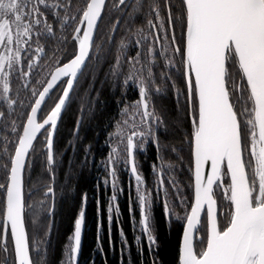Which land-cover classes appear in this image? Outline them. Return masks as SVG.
Returning <instances> with one entry per match:
<instances>
[{
    "label": "snow or ice",
    "instance_id": "obj_1",
    "mask_svg": "<svg viewBox=\"0 0 264 264\" xmlns=\"http://www.w3.org/2000/svg\"><path fill=\"white\" fill-rule=\"evenodd\" d=\"M133 43L137 51L129 57L125 50ZM114 47L106 82L111 78L122 94L134 84L138 99L118 101L121 118L109 125L114 130L107 133L101 164L111 180L110 244L113 213L120 215L122 164L134 181L150 252L157 240L154 203L163 191V216L180 222L175 264H264V0H0V264H49L40 246L51 235L44 222L55 216L58 200L70 199L79 212L59 264H79L88 194L80 191L78 177L91 146L81 171L69 166L58 182L55 134L85 69ZM166 92L175 94L177 105L184 97L177 109L183 117L169 121L167 111L156 108L153 97ZM83 112L82 106L77 136ZM169 125L181 134L179 149L161 145V129ZM37 144L44 175L26 193L25 172L32 182ZM149 145L158 161L162 151L187 146L190 196L180 195L172 178L168 184L176 195L169 201L165 171L175 170L171 163H153L155 187L147 186L136 154ZM176 158L183 166V157ZM129 201L132 212L131 196ZM101 227L96 251L103 253ZM120 235L123 255L130 246L122 229Z\"/></svg>",
    "mask_w": 264,
    "mask_h": 264
},
{
    "label": "trees",
    "instance_id": "obj_2",
    "mask_svg": "<svg viewBox=\"0 0 264 264\" xmlns=\"http://www.w3.org/2000/svg\"><path fill=\"white\" fill-rule=\"evenodd\" d=\"M52 2V0H49ZM79 3V0H74ZM111 2V0H110ZM109 2V4H110ZM142 21H137V26H140ZM59 34V33H58ZM119 40V36L117 37ZM99 42V41H97ZM126 55L134 56L137 49L133 43L126 48ZM115 54V47L111 55H108L100 64L93 66L91 63L85 69V75L81 78L78 86V94L74 96L73 102L65 110L60 119V124L56 131L55 149L57 153V180L61 182L64 180L66 170L71 168L76 171H81V164L85 158V150L91 146V151L88 153V163L82 169V175L78 177V186L81 192H87L88 199L85 206V229L83 232V241L81 244V251L79 254V264H152L156 260L158 264H175L177 242L180 233V222L175 218L171 222H167L162 213L161 200L163 198V191L160 198L155 200L153 228L154 235L157 237L156 243L152 245V251L148 249L146 239L143 235L139 224V209L135 204V189L134 181L130 173L124 170L121 164L118 166L119 174L117 184L123 188V192L119 193L118 202L120 208V215L117 218L113 213V221L111 224V244L109 242V224H108V204L112 193L111 180L107 177V173L101 167L102 161L106 157L108 148L106 147L107 133L113 131L110 124H114L116 120L120 119V110L122 104L118 101L131 104L138 99V90L134 84H130L126 89V94H122L125 90L111 86V78H107L109 65L114 63L113 56ZM51 55V53H49ZM154 71L158 72V69ZM121 81L123 77L120 78ZM88 89L89 94L84 95V90ZM83 96V100H81ZM90 97V98H89ZM153 102L156 108H161L167 111V119L174 120L175 117H183L184 112L178 111L179 107L183 106L184 97H180V105L176 104L175 94L166 92L162 96L156 95L153 97ZM83 106V120L78 130L76 131V121L81 115L80 108ZM163 133L160 137L161 145H173L179 149L180 147V133L169 125L168 131L161 129ZM4 133H0L2 138ZM43 140V136L40 137ZM72 146H69V142ZM41 145L37 144V152L30 158L31 170L30 174L32 182H29V170L25 172V191L29 190L31 184L36 182L38 178L44 175L45 157L40 154ZM164 157L163 161L156 159V152L152 146H148L147 151L137 152L136 159L143 173L147 186L154 188L155 174L151 168L153 163H163L165 165L171 163L175 165L174 171H165V186L168 187V199L171 201L176 195L174 189L168 184V180L174 178L177 181V186L181 189L180 195L190 196L191 191L186 186L190 182V175L187 172L188 167V149L184 146L183 152L173 153L171 151H162ZM177 155L183 157V166L177 160ZM95 157V163L92 162ZM3 163V161H0ZM109 180L108 184L104 183L105 179ZM130 182L133 185L130 187ZM129 196L133 201L132 209L129 211ZM33 199H39L37 192ZM179 211V210H178ZM79 212V204L76 201L68 200L63 204L57 203L55 216L49 217L44 224H51V235L46 239V243H42L41 249H47V260L49 264H59L63 258L62 253L65 245L71 243L69 239L74 231V220ZM100 228V242L103 245V253L96 251L97 243V228ZM40 239H45L43 236V225ZM123 230L127 243L130 249H126L121 253L122 237L120 230ZM31 234V228H30ZM141 237L137 242L136 237ZM143 249V251H141ZM35 259V253H33Z\"/></svg>",
    "mask_w": 264,
    "mask_h": 264
},
{
    "label": "water",
    "instance_id": "obj_3",
    "mask_svg": "<svg viewBox=\"0 0 264 264\" xmlns=\"http://www.w3.org/2000/svg\"><path fill=\"white\" fill-rule=\"evenodd\" d=\"M65 112V111H64ZM64 112H63V114H64ZM63 114H62V116H63ZM61 116V117H62ZM61 119V118H60ZM60 122V121H59ZM59 124L60 123H58V126H59ZM80 126H81V124L79 125V128H80ZM58 129V128H57ZM79 130V129H78ZM76 131H77V128H76ZM55 138H56V134H55ZM84 220H85V218H84ZM84 229H85V225L83 224V227H82V236H83V232H84ZM82 241H83V237H82ZM81 244H82V242H81Z\"/></svg>",
    "mask_w": 264,
    "mask_h": 264
},
{
    "label": "flooded vegetation",
    "instance_id": "obj_4",
    "mask_svg": "<svg viewBox=\"0 0 264 264\" xmlns=\"http://www.w3.org/2000/svg\"><path fill=\"white\" fill-rule=\"evenodd\" d=\"M109 2H110V0H109ZM111 3V2H110Z\"/></svg>",
    "mask_w": 264,
    "mask_h": 264
}]
</instances>
